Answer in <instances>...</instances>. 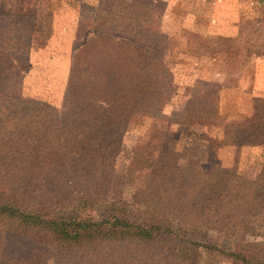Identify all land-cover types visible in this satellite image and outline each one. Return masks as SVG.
<instances>
[{"label": "trees", "instance_id": "16d2710c", "mask_svg": "<svg viewBox=\"0 0 264 264\" xmlns=\"http://www.w3.org/2000/svg\"><path fill=\"white\" fill-rule=\"evenodd\" d=\"M156 10L130 4L99 12L92 26L98 34L76 50L64 91L67 155L0 151V234L29 248L45 236L58 239L68 251L58 264H80L84 247L102 252L94 264H194L198 246L230 264H264V194L255 190L264 187V161L253 179L220 167L178 170L167 141L158 138L156 148L133 155L123 172L114 168L115 150L104 139L109 113L164 118L170 72L161 59L162 14ZM252 22L249 37L257 32L255 22L261 25ZM206 89L186 104L194 103L197 122L217 126L216 94ZM179 115L189 118L173 111L164 119L187 124ZM73 159L86 164L82 179L68 171ZM64 191L67 197L56 202ZM213 234L226 239H210Z\"/></svg>", "mask_w": 264, "mask_h": 264}, {"label": "rangeland", "instance_id": "374dc122", "mask_svg": "<svg viewBox=\"0 0 264 264\" xmlns=\"http://www.w3.org/2000/svg\"><path fill=\"white\" fill-rule=\"evenodd\" d=\"M0 3V53L5 58L0 61V151L26 157L67 155L64 136L71 125L64 108V91L76 50L98 34L92 26L100 11L141 4L162 14L161 59L170 72L163 117L178 111L189 114V118L179 115L180 121H189L180 125L164 118L109 113L104 139L115 150L116 171L123 172L133 155L156 148L158 138L167 141L170 162L178 170L220 167L233 169L246 179H253L260 170L264 161V93L252 92L253 75L260 64L256 57L264 54V45H253L258 40L264 42V0ZM252 20L261 25L255 22L257 32L249 37L252 27L248 23ZM226 25L238 26L241 34L222 35ZM209 30L213 34L206 36ZM206 88L216 94L217 126L197 122L192 116L196 113L194 103L186 104L193 95L203 96ZM86 170L81 159H73L68 166L74 180L82 179ZM255 190L264 194V187L258 185ZM64 195L55 196V201H64L67 193ZM248 233L241 232L239 237H248ZM210 239L223 242L226 237L213 234ZM28 245L0 234V264H58L59 257L68 254L66 246L52 236L43 237L39 245ZM101 257L102 252L92 247L82 248L77 255L80 264H94ZM226 260L202 246L192 253L194 264H230Z\"/></svg>", "mask_w": 264, "mask_h": 264}, {"label": "crops", "instance_id": "0c3cea01", "mask_svg": "<svg viewBox=\"0 0 264 264\" xmlns=\"http://www.w3.org/2000/svg\"><path fill=\"white\" fill-rule=\"evenodd\" d=\"M152 1H154V0H152ZM222 26H224V24H221V26H220L221 29H222ZM180 27L181 26H179V28ZM179 28H177V29H179ZM216 29H217L216 31H218V34H219V28L216 27ZM209 31L205 32V35L206 36H207V34H213L212 31H210V32ZM224 31L225 32L222 33V35H224V36L225 35H228V36H236L237 33H238V26H236V25H230V26L229 25H226V28L224 29ZM208 36H210V35H208ZM256 60H258V63H260V64L257 65V68H256V70L254 72V75H253V80H254L253 82L254 83H253V92L252 93L260 92V91L262 93H264V54L257 56L256 57Z\"/></svg>", "mask_w": 264, "mask_h": 264}]
</instances>
